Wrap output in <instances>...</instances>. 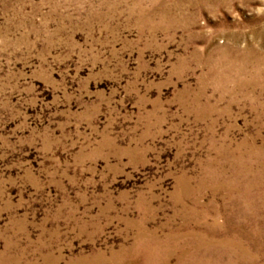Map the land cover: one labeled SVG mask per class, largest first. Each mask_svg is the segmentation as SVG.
Listing matches in <instances>:
<instances>
[{
    "label": "rangeland",
    "instance_id": "374dc122",
    "mask_svg": "<svg viewBox=\"0 0 264 264\" xmlns=\"http://www.w3.org/2000/svg\"><path fill=\"white\" fill-rule=\"evenodd\" d=\"M0 264H264V0H0Z\"/></svg>",
    "mask_w": 264,
    "mask_h": 264
}]
</instances>
